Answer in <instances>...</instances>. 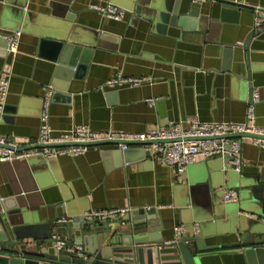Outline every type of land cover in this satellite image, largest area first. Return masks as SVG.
Here are the masks:
<instances>
[{
	"label": "crops",
	"instance_id": "crops-1",
	"mask_svg": "<svg viewBox=\"0 0 264 264\" xmlns=\"http://www.w3.org/2000/svg\"><path fill=\"white\" fill-rule=\"evenodd\" d=\"M227 1L244 8L237 23H219L220 4L206 1L193 4L205 18L202 23L172 25L137 14L130 0H0V35L22 32L17 54L5 57L0 47V76L6 62H13L1 134L33 143L49 86L55 135L74 126L142 133L172 122L243 123L253 88L260 94L256 124L264 128V35L250 46L245 77L236 62L247 54L233 49L229 69L223 68L222 54L223 47L243 45L254 29L255 9L264 10V0ZM109 4L129 13L115 21L92 9ZM69 12L72 21L65 19ZM69 36L81 44L78 61L61 67L57 50ZM120 76L142 83L108 86ZM148 100H154L153 105ZM119 151L105 146L76 158L0 163V201L19 194L29 208L13 227L16 238L42 248L65 215L153 208L159 222L155 238L165 244L176 239L179 226H184L185 236L200 235L207 247L239 242L234 223L210 215L218 208L226 213L238 208V203L224 202V192L236 181L223 177L222 158H200L178 174L144 156L140 148L127 156ZM241 158L246 182L264 184V149L246 140ZM209 175L214 176V192L191 196L190 187ZM187 204L189 209L180 214ZM198 264L250 263L243 251L225 249L201 255Z\"/></svg>",
	"mask_w": 264,
	"mask_h": 264
},
{
	"label": "water",
	"instance_id": "water-1",
	"mask_svg": "<svg viewBox=\"0 0 264 264\" xmlns=\"http://www.w3.org/2000/svg\"><path fill=\"white\" fill-rule=\"evenodd\" d=\"M216 2L220 4L218 22L237 23L244 8L227 0H216ZM130 3L137 14L147 19L169 22L172 25H183L185 22L202 23L205 20L199 16V8L193 5V0H130ZM72 15L73 12L66 13L65 19L72 21ZM263 35L264 22L259 29L254 27L242 46L223 47V68L229 69L233 64L232 50L240 49L247 55L238 56L236 64L245 77L247 68L251 65L248 56L250 46L253 40H259ZM3 36L0 35V47L6 57L7 42ZM74 43L78 46L74 48L75 54L70 57ZM80 49L79 41L67 37L59 44L57 50L59 65L74 66L78 61L77 55ZM141 150L144 156H149L147 152ZM131 152L132 149L124 151V154L127 156ZM222 160L224 161L221 170L223 177L229 180L235 178V186L230 189L239 190L240 200L236 210L226 213L218 208L210 215L212 218L224 216L235 224V232L240 235L237 243L207 247L204 238L200 235L183 234L179 239L165 244L159 238H155L159 222L155 218V209L150 208L129 213L115 223L89 221L85 218V214L65 215L56 222L52 239L44 241L42 248H33L15 236L13 227H17L29 211L28 205L19 199V194H15L13 198L0 201V264H198L201 255L225 249H239L245 253L250 264H264V184L256 182L249 185L246 182L248 177L242 172L238 173L235 167L229 164V158ZM213 179L214 176L209 175L205 180L192 185L191 196L196 193L212 194ZM188 209V204L183 206L180 208V214ZM57 235L61 236L69 249L77 248V253L65 255L57 252L54 248Z\"/></svg>",
	"mask_w": 264,
	"mask_h": 264
},
{
	"label": "built area",
	"instance_id": "built-area-1",
	"mask_svg": "<svg viewBox=\"0 0 264 264\" xmlns=\"http://www.w3.org/2000/svg\"><path fill=\"white\" fill-rule=\"evenodd\" d=\"M206 1L216 0H193V3L201 4ZM92 9L115 21H122L129 13L113 4L106 7L93 6ZM255 12L254 27L259 29L264 22V17H261L264 16V12L262 9H255ZM21 35L22 32L19 30L3 36L7 42L8 55L17 54ZM12 63V61L6 62L0 76V163L28 161L33 158H43L46 161L60 157L76 158L86 154L90 148L114 146L123 152L133 148L143 149L152 161L172 167L178 174L185 172L200 158L205 160L229 158V164L241 173L244 141L249 140L255 146L264 149V128L256 124L260 94L258 89L254 88L247 101L243 123L195 121L186 126L184 122H172L165 128H150L142 133H119L112 130L99 132L88 126H74L67 132L55 135L50 125L52 86H49L48 94L44 98L40 131L36 140L24 144L8 139L1 134V126L13 77ZM141 83V80L124 79L120 76L109 82L108 86L123 84L138 86ZM148 103L153 105L154 100H148ZM239 200V190L228 189L224 194L225 203H239ZM130 212V208L95 210L86 213L85 218L89 221L115 223L121 221ZM175 232L176 239H179L186 230L184 226H179ZM56 239L54 248L57 252L70 255L77 253L78 249H69L60 235H57Z\"/></svg>",
	"mask_w": 264,
	"mask_h": 264
}]
</instances>
